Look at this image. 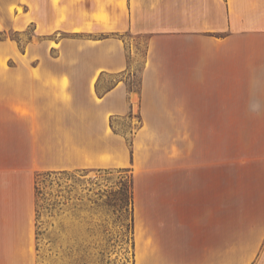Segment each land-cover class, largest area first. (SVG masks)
I'll return each mask as SVG.
<instances>
[{"label": "crops", "instance_id": "crops-1", "mask_svg": "<svg viewBox=\"0 0 264 264\" xmlns=\"http://www.w3.org/2000/svg\"><path fill=\"white\" fill-rule=\"evenodd\" d=\"M230 1L224 36L152 34L135 86L140 0H0V36L32 30L0 37V264H32L36 173L107 167L134 264H264V26Z\"/></svg>", "mask_w": 264, "mask_h": 264}, {"label": "rangeland", "instance_id": "rangeland-1", "mask_svg": "<svg viewBox=\"0 0 264 264\" xmlns=\"http://www.w3.org/2000/svg\"><path fill=\"white\" fill-rule=\"evenodd\" d=\"M230 3V0H140L138 30L120 33L128 55V72L134 74L129 84L139 83L146 45L152 34L189 30L191 34L224 36L228 28L222 26L214 31V26L208 23L229 20L226 8ZM256 3L261 4V9L249 11L250 1L236 2L237 8L247 12L244 25L264 26V0ZM121 5L125 7V2ZM134 5V0H130L133 13ZM17 9L22 12L21 7ZM31 31L8 32L0 37H10L22 48ZM114 124L127 133L129 140V126L118 127V121ZM131 175L129 169L115 167L36 173L32 264H134Z\"/></svg>", "mask_w": 264, "mask_h": 264}]
</instances>
